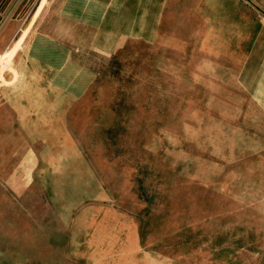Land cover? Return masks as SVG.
<instances>
[{
	"label": "rangeland",
	"instance_id": "rangeland-1",
	"mask_svg": "<svg viewBox=\"0 0 264 264\" xmlns=\"http://www.w3.org/2000/svg\"><path fill=\"white\" fill-rule=\"evenodd\" d=\"M60 3L0 0V264H264V115L242 82L264 0H169L157 41L73 50L95 71L79 99L28 60L40 34L87 44Z\"/></svg>",
	"mask_w": 264,
	"mask_h": 264
},
{
	"label": "crops",
	"instance_id": "crops-1",
	"mask_svg": "<svg viewBox=\"0 0 264 264\" xmlns=\"http://www.w3.org/2000/svg\"><path fill=\"white\" fill-rule=\"evenodd\" d=\"M168 3L169 0H61L60 22L86 30L87 44L67 30H60L62 34L58 36L40 34L28 46V60L47 73V87L54 93L82 98L93 83L95 71L74 57L73 50L88 46L97 54L110 55L128 41L155 42ZM69 43L83 44L72 48ZM250 55L243 72V89L264 115V26L252 40ZM0 133H16L15 115L5 104L0 105Z\"/></svg>",
	"mask_w": 264,
	"mask_h": 264
}]
</instances>
